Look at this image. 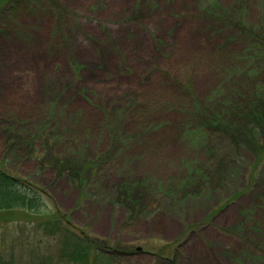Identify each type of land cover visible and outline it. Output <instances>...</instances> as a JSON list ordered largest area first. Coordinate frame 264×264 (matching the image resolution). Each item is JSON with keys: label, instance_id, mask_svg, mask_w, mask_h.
Masks as SVG:
<instances>
[{"label": "rangeland", "instance_id": "obj_1", "mask_svg": "<svg viewBox=\"0 0 264 264\" xmlns=\"http://www.w3.org/2000/svg\"><path fill=\"white\" fill-rule=\"evenodd\" d=\"M256 31L264 0L3 3L0 166L131 250L97 264H264L261 121L235 111L234 128H203L207 143L197 111L233 94L248 111L264 105ZM28 235L49 238L11 223L0 250ZM15 254L38 252L18 242Z\"/></svg>", "mask_w": 264, "mask_h": 264}, {"label": "trees", "instance_id": "obj_2", "mask_svg": "<svg viewBox=\"0 0 264 264\" xmlns=\"http://www.w3.org/2000/svg\"><path fill=\"white\" fill-rule=\"evenodd\" d=\"M9 1L11 0H0V11L3 3ZM256 32L255 37L258 44L260 43V48L263 49L264 33ZM261 53V58L264 59V51ZM259 90H252L253 95L260 94L262 91ZM241 99L239 94H233L228 99L226 108L220 106L218 109L208 110L199 106L197 110L200 113L198 126L205 142L208 143L209 134L203 128H208L210 132L215 127L220 130L234 128L233 123L237 122L233 118L235 111L236 114L250 116L251 120L256 123L261 121L258 126L264 132V105L258 104L257 108H251L248 111L245 104L241 105ZM231 120L232 124L230 125ZM238 126L236 127L238 128ZM256 149L252 164L255 172L264 161V138L256 141ZM208 150L213 151L210 144ZM47 196L50 197L42 187L33 181L23 176H14L0 166V228L15 223L19 228L28 227L37 233L43 232L45 236L49 237L39 238L34 242L30 240L34 235H28L24 240L23 236L15 238L10 249H6L5 246L0 250V264L22 263L20 260L23 258L17 259L15 254L18 242L31 251L38 252L37 256H30L23 264H97L102 259L110 260L111 253L126 254L131 251L123 250L122 247L109 240L93 238L84 230L78 229L58 206L55 204L52 206L46 202ZM50 238L57 241L58 249L54 253L53 250H56V247L51 243ZM43 248L47 249L46 253L43 252ZM48 250L51 251L48 252ZM161 252L160 250V257ZM165 259H168L169 264H173L172 258Z\"/></svg>", "mask_w": 264, "mask_h": 264}]
</instances>
